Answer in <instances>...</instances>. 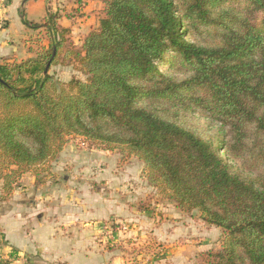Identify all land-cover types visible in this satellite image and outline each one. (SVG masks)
I'll return each mask as SVG.
<instances>
[{"label": "trees", "instance_id": "1", "mask_svg": "<svg viewBox=\"0 0 264 264\" xmlns=\"http://www.w3.org/2000/svg\"><path fill=\"white\" fill-rule=\"evenodd\" d=\"M102 3L79 47L48 14L23 20L48 45L0 63V202L78 136L137 158L151 187L221 230L199 264H264V0ZM194 114L199 133L183 123Z\"/></svg>", "mask_w": 264, "mask_h": 264}, {"label": "crops", "instance_id": "2", "mask_svg": "<svg viewBox=\"0 0 264 264\" xmlns=\"http://www.w3.org/2000/svg\"><path fill=\"white\" fill-rule=\"evenodd\" d=\"M86 1L85 18L88 22H96L88 29L89 32L98 27L103 17V3L102 0ZM62 4L64 0H0V17L4 20L0 29V63L34 58L38 49L47 46L41 36L46 34L44 27L31 28L23 20L40 23L48 14L58 17L62 14ZM95 8L97 11L90 15ZM89 15L90 18H87ZM57 20L62 27L68 28L69 20L64 16ZM36 36L41 38L40 42L33 41ZM60 155L59 159H55L59 164L64 160V148ZM108 172L94 177L96 180L100 176V182L106 180V184L97 185L95 189L88 184H72L71 179V185L64 187L50 185L40 189L32 185L23 188V185L22 188H15L12 197L19 196L21 199L0 204V242H3L0 264H153L149 257L141 262L127 259L125 242L121 250L109 248L113 244L107 246V243L115 244L125 237L121 234L119 238L117 235L112 238L100 226L103 221L113 220L120 215L125 208V215H134L133 234L141 240L148 236L158 244L162 243L171 254V264H193L196 252L202 247L200 244L205 242L202 241L204 232L209 227H217L205 223L201 218L198 220L202 225H197L198 222L190 216L194 215L192 211L182 212L175 204L172 209H167V214H164V206L157 205L159 216L156 220L151 217V211L134 210L132 207L127 212L129 198L141 191L133 189V192H127V189L120 188L123 194L118 196V188H114L115 184H109L116 179V175ZM23 176L19 183L28 178L34 184V177L29 173ZM128 176L122 173L118 182H129L124 180ZM106 188H109L108 191ZM49 198H52V202H48ZM154 264L163 263L154 261Z\"/></svg>", "mask_w": 264, "mask_h": 264}, {"label": "rangeland", "instance_id": "3", "mask_svg": "<svg viewBox=\"0 0 264 264\" xmlns=\"http://www.w3.org/2000/svg\"><path fill=\"white\" fill-rule=\"evenodd\" d=\"M86 4V0H64V4H62L63 7L61 8L62 14L58 15L59 18H61V16H64V19L69 20L67 24V29H69L70 32L69 37L72 43L77 47L81 45V42L84 36L87 34L88 29L92 28L93 25H96L95 20L94 24L92 21L88 22L85 18L86 12L84 11V8ZM96 11L97 9L95 8L91 10L89 14L91 15ZM90 15L87 18H90ZM58 17L55 16V21L56 24L60 25L57 20ZM41 36L46 42V45H48V34H42ZM37 37L38 36H36L33 41L40 42L41 38ZM160 68L162 70L168 69L166 65ZM49 72L53 74L58 80L64 82L70 80L71 78H78L81 80L86 79V76L81 74L80 71H78L73 66L56 65L50 67ZM183 123L187 127L193 129L198 133L207 128L206 121L199 117L197 114H194L193 116L187 115L186 120ZM211 131L212 130H210L209 132ZM63 148L64 160H62L59 164L55 159H59L61 157L60 154ZM92 158H94V160H92ZM143 167V163L135 157H127L125 159H122L117 150H107L103 146L89 143L81 137L71 136L67 138V141L59 151H56L52 157H50L44 164H42L35 170L38 174L40 173V182L36 183L34 181V184H31L30 179L24 178L22 180L23 182H17V184L14 186V189L18 187L22 188L23 185V188H26V186L28 185H32V187H37L40 189L50 185H60L61 187H64V185H71L69 182L70 179L73 182L72 184H88L90 187L95 189L97 185L102 186V183L106 184V180H102L100 182V176L96 178V180L94 179V177H97V174L99 173L102 174L105 171L108 172V170H110L111 172H108L107 174H115L116 179L111 181L109 184H115L114 188H118L116 190L118 196L123 194L122 190H119L120 188L127 189V192H133V189H136V192L138 190L141 191V193H134V195L129 198L127 205L130 204V207L127 208V212L130 211L132 207L134 208V210L138 209L141 211H151V217H154V219L156 220L157 216H159L157 205L164 206L166 208L164 214H167V209H172V207H174V202L168 200L161 191L151 187L147 183L146 174L143 171ZM26 173H23V175ZM122 173L129 175L128 178L124 179L125 181L130 180L129 182H118L119 176H122ZM29 174L35 179L34 174ZM108 189L109 188H106V191H108ZM18 199L21 198H19V196L12 197L11 193L6 201L12 202L17 201ZM26 200L28 201V199ZM51 200L52 198H49L48 202H52ZM0 204H2V202H0ZM125 210L126 208L120 212V215H117L115 218H112L113 220H110L118 221L127 226L126 231L116 234L118 238L121 236V234L124 235V240L116 242L114 245L118 246V249L121 250V247H123L122 243L125 242V245H127V248H125L124 250L125 256L127 259H131L132 262H141V260L146 261L149 257L152 259L151 261L153 262V264L154 261L163 264H171V254H169L168 248L163 247L162 243L158 244V242L154 241L148 236H146L145 239L141 240L132 233L135 230L132 226L134 215H131L133 217H130V215H125ZM169 212L170 211H168V214H170ZM192 213L194 214L190 215L192 220L197 221V225H202V222L198 220L200 218L199 212L193 210ZM136 218H138V216ZM203 227L205 226L203 225ZM204 233L205 236L203 237L202 241L205 242L204 244H200L202 247L200 248V251L196 252V257L193 264H199L200 255L202 252L209 249L217 250L220 248L222 232L219 229L209 227ZM2 243L0 242V251L3 249Z\"/></svg>", "mask_w": 264, "mask_h": 264}, {"label": "built area", "instance_id": "4", "mask_svg": "<svg viewBox=\"0 0 264 264\" xmlns=\"http://www.w3.org/2000/svg\"><path fill=\"white\" fill-rule=\"evenodd\" d=\"M4 20L0 17V29L3 27ZM107 222V223H106ZM102 230L107 231L108 235L115 238V235L119 232H124L127 229L125 224L118 221H103L100 226Z\"/></svg>", "mask_w": 264, "mask_h": 264}]
</instances>
